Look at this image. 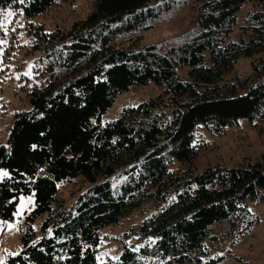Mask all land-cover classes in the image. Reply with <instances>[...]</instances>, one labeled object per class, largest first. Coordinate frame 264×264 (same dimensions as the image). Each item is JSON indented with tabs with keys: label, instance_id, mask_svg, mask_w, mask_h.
<instances>
[{
	"label": "trees",
	"instance_id": "1",
	"mask_svg": "<svg viewBox=\"0 0 264 264\" xmlns=\"http://www.w3.org/2000/svg\"><path fill=\"white\" fill-rule=\"evenodd\" d=\"M69 1L0 0V10L36 17ZM183 1L92 0L71 26L30 25L48 81L32 90L31 108L16 112L0 144V219H15L22 195L35 198L10 264H217L223 257L208 244L219 239L216 223H228L236 240L260 222L248 202L264 200V154L248 166L198 171L194 163L199 126L225 134L243 118L254 127L264 118V56L255 58L264 53V0H196L190 31L168 46H141ZM123 37L126 46L117 44ZM241 56L254 58L252 71L227 79ZM149 83L160 88L156 96L103 122L122 93ZM175 158L186 167L171 169ZM80 178L90 185L68 204L60 184ZM147 200L166 205L139 226L140 243L101 262L102 230Z\"/></svg>",
	"mask_w": 264,
	"mask_h": 264
},
{
	"label": "rangeland",
	"instance_id": "2",
	"mask_svg": "<svg viewBox=\"0 0 264 264\" xmlns=\"http://www.w3.org/2000/svg\"><path fill=\"white\" fill-rule=\"evenodd\" d=\"M195 3L196 0L183 1L166 19L144 33L140 45L168 46L172 44V38H178L190 31L198 15V10L193 7ZM245 6L240 22L231 35L234 40L239 39L244 18L252 9L250 3ZM91 9L92 0H72L53 6L36 17H29L22 8L14 6L0 10V144L7 143L16 112L31 108L29 97L32 90L48 81L43 64L45 55L42 50H33L34 38L29 32L30 25L43 24L46 31L53 32L58 26L68 27L84 19ZM117 44L126 46L129 42L123 37L117 40ZM261 55L264 56V53L256 55L255 58ZM253 59L239 57L235 69L227 75V79L237 80L239 76L249 74L252 71ZM159 92L160 88L154 83L133 86L117 98L103 116V122L118 118L125 107L139 105ZM257 122L258 125L254 127L247 118H243L239 126L229 128L225 134H213L203 125L199 126L195 131L199 147V154L194 163L196 169L202 171L215 164L225 167L248 166L250 162L261 160L264 154V118ZM170 167L184 169L186 163L175 158ZM4 174L5 172L0 170V178ZM119 182L120 180L117 181L118 184ZM89 185L80 178L60 184L59 191L70 204ZM164 205L166 204L162 203L157 206L147 200L118 225L105 227L99 247L101 262L117 259L125 243L139 244L137 229L145 218L156 215ZM34 206V195H22L15 219H0V264H10L9 258L22 250L21 235L26 227V216ZM248 206L252 214L260 218V222L248 233L238 235L236 240L228 234V223L215 224L214 229L219 239L208 244L211 256L223 257L217 264H264V200L248 202ZM43 219L44 216L34 223L38 231Z\"/></svg>",
	"mask_w": 264,
	"mask_h": 264
},
{
	"label": "snow or ice",
	"instance_id": "3",
	"mask_svg": "<svg viewBox=\"0 0 264 264\" xmlns=\"http://www.w3.org/2000/svg\"><path fill=\"white\" fill-rule=\"evenodd\" d=\"M20 2H23V0H20Z\"/></svg>",
	"mask_w": 264,
	"mask_h": 264
},
{
	"label": "bare ground",
	"instance_id": "4",
	"mask_svg": "<svg viewBox=\"0 0 264 264\" xmlns=\"http://www.w3.org/2000/svg\"><path fill=\"white\" fill-rule=\"evenodd\" d=\"M155 45V44H154Z\"/></svg>",
	"mask_w": 264,
	"mask_h": 264
}]
</instances>
